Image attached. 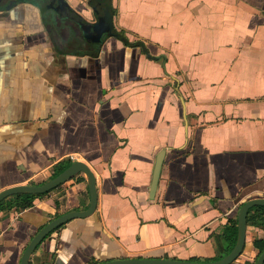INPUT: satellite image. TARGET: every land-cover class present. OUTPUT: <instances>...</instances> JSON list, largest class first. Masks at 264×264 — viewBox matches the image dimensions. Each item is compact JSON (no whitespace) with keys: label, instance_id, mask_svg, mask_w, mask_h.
I'll use <instances>...</instances> for the list:
<instances>
[{"label":"crops","instance_id":"obj_1","mask_svg":"<svg viewBox=\"0 0 264 264\" xmlns=\"http://www.w3.org/2000/svg\"><path fill=\"white\" fill-rule=\"evenodd\" d=\"M90 1L0 0V191L73 161L97 189L95 212L51 231L28 264L226 254L240 204L264 197V0H99L110 33L76 37L74 16L101 15ZM88 204L79 172L0 209V264H19L39 228ZM263 233L247 223L231 264H252Z\"/></svg>","mask_w":264,"mask_h":264},{"label":"water","instance_id":"obj_2","mask_svg":"<svg viewBox=\"0 0 264 264\" xmlns=\"http://www.w3.org/2000/svg\"><path fill=\"white\" fill-rule=\"evenodd\" d=\"M60 6L57 5L55 9L57 10L58 8H60ZM74 17V22L69 21L68 23L71 26L72 31L74 32V36L79 38L81 29L86 30L84 32V36H87V31L89 30L95 31L96 34H102L104 32L110 33L112 29L111 13L107 6L102 9V14L98 16L97 20L92 23L83 21L77 15ZM58 23V25H60L61 23L63 24V22L61 21ZM64 25H67V22L64 21ZM164 154L165 149H160L155 156L149 187V198H153L154 196ZM79 172H83L87 179L89 193V204L87 208L83 210H71L61 215H58L57 217L48 221L41 228H39L25 246L21 254L19 264H28V260L31 253L50 231L72 218H83L92 215L95 212V208L97 205V189L95 185V177L92 170L84 162L73 161L47 181H44L42 183L19 184L7 187L0 191V201L16 193L27 192L33 194H41L55 188L56 186L60 185L61 183H63L64 181ZM254 205L264 206V197H250L240 204L236 214L237 236L235 243L226 254L222 255L217 259L197 261L191 259L135 256L114 258L100 262L98 264H230L238 257L239 254L242 253L245 240L246 216L249 208ZM252 264H264V248L258 253Z\"/></svg>","mask_w":264,"mask_h":264},{"label":"trees","instance_id":"obj_3","mask_svg":"<svg viewBox=\"0 0 264 264\" xmlns=\"http://www.w3.org/2000/svg\"><path fill=\"white\" fill-rule=\"evenodd\" d=\"M90 2L93 3L92 0ZM66 165L67 164L64 162H59L57 164L58 170L54 171L52 175L53 176L56 175L63 168H65ZM38 195L39 194H33V193H27V192L13 194V195L3 199L2 201H0V209L11 208V207H15L17 209L27 208V207L32 205L33 199ZM246 221L249 225L258 226V227L262 228L264 231V206L263 205H254V206L250 207L248 212H247ZM235 224H236V220H235ZM222 238L224 240V237H222ZM235 240L233 242H231L230 244L225 246V249L227 252L233 247ZM262 240H263V245L261 247V250L264 248V233H263ZM221 256L222 255L219 254L214 259H217ZM244 264H251V263L246 262Z\"/></svg>","mask_w":264,"mask_h":264},{"label":"flooded vegetation","instance_id":"obj_4","mask_svg":"<svg viewBox=\"0 0 264 264\" xmlns=\"http://www.w3.org/2000/svg\"><path fill=\"white\" fill-rule=\"evenodd\" d=\"M98 1H99V0H93V3H90V4H91V6H92V8H93L94 11H98V8L100 7V9H101V14H102V9H103L104 7H106V6L101 7L100 1H99V2H98ZM98 4H99V5H98ZM97 5H98V6H97ZM59 6H60V5H59ZM56 7H57V6H54V8H56ZM55 10H56V9H55ZM56 11H57V12L59 11L60 13H61V12L67 13L66 11H64V9L61 8V6H60V8H58ZM67 14H69V13H67ZM69 16H71V15H69ZM72 17H73V16H71V18H72ZM45 193H46V192H45ZM56 217H57V216H56ZM246 224H247V221H246ZM236 226H237V223H236ZM56 228H57V227H56ZM56 228H55V229H56ZM53 230H54V229H53ZM53 230H52V231H53ZM50 232H51V231H50ZM50 232H49V233H50ZM49 233H48V234H49ZM48 234H47V235H48ZM47 235H46V236H47ZM46 236H45V237H46ZM45 237H44V238H45ZM44 238H43V239H44ZM43 239H42V240H43ZM42 240H41V241H42ZM234 261H235V260H234ZM232 262H233V261H232ZM232 262H231V263H232ZM231 263H230V264H231Z\"/></svg>","mask_w":264,"mask_h":264}]
</instances>
